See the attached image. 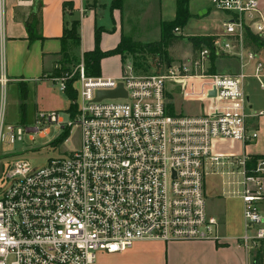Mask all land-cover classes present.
<instances>
[{"label": "built area", "instance_id": "1", "mask_svg": "<svg viewBox=\"0 0 264 264\" xmlns=\"http://www.w3.org/2000/svg\"><path fill=\"white\" fill-rule=\"evenodd\" d=\"M35 0H0V40L7 9L29 10ZM225 14L213 49L249 61V36L264 51V5L260 0H210ZM179 32V29H175ZM0 47V264H94L96 255L117 254L135 243L159 240H219L218 220L209 215L204 189L205 164L219 163L215 141L253 142L248 131L242 73L208 74L210 49L194 52L188 65L168 66L162 74L117 78L88 77L82 62L72 76L53 78L60 91L77 77L76 113L64 122L57 112H35L30 121L6 124V75ZM261 64L256 65V71ZM129 70V69H128ZM78 83V87H76ZM125 97L95 102L97 91ZM180 87L206 104L197 116L170 113L165 85ZM215 91V97L209 93ZM183 94V95H184ZM259 115H264V112ZM80 129L75 151L34 167L1 146L34 141L51 127ZM52 144H55L53 142ZM242 179L240 198L245 250L264 240V157L248 169V157L228 156Z\"/></svg>", "mask_w": 264, "mask_h": 264}, {"label": "crops", "instance_id": "2", "mask_svg": "<svg viewBox=\"0 0 264 264\" xmlns=\"http://www.w3.org/2000/svg\"><path fill=\"white\" fill-rule=\"evenodd\" d=\"M37 1H40L41 6V26L38 34L42 38L31 41L27 39L26 23L33 18V15L29 13L23 22L25 24L19 27L21 32L10 38L7 51L2 50L6 73L23 88H27L28 82L39 81L43 74L52 71L60 57V38L70 21H79L80 46L74 54L80 58L84 52L94 49L96 31L100 32L98 46L102 52L114 49L122 36L130 37L133 41L142 44L159 41L160 24L174 18L176 7V0H114L119 3L118 8H111L109 3H91L92 0ZM191 1L193 2L190 0L189 4ZM208 1L210 3V0ZM260 1L264 5V0ZM205 7L202 6L194 12L189 11L192 15L189 20L195 19L196 24L198 22L203 25V29L200 30L203 32H196L190 36L221 35V22L225 14L215 11L211 4H209L210 12L209 8ZM195 15L197 17H194ZM11 16H13L12 13ZM181 43L182 40L167 49L171 58L185 59L179 52ZM245 49L255 54L254 60H247L244 52H241L242 59L225 54V56H218L214 61V68L216 62H219L222 67L219 72L215 69L217 74L242 73L244 75L242 91L249 104L245 109L246 127L248 131L256 130L258 133L253 142L245 144L215 141L214 150L220 157L219 163L205 164L204 189L207 212L219 222V240L170 243L159 240L142 241L135 243L122 254H129L142 264H253V250H245L239 241V237L245 233L242 218L243 204L240 198L242 177L236 166L233 167L228 163L230 161L228 156L231 155L235 156V159L264 156V115H259L264 112V57L261 56L264 55V51L249 42L245 43ZM193 56L191 46L189 57L186 59H191ZM110 62L116 63V72L105 68ZM257 64H261L258 71H256ZM102 66L104 77L117 78L123 73L119 55L101 60L100 75ZM204 105L206 104L201 103L197 113L190 116L202 114ZM176 111L178 110L173 109V113L180 114ZM222 166L228 167L227 174L232 177V180L227 182V186H230L227 189L220 188L209 181L212 175L218 174L215 170ZM261 210L264 214V202Z\"/></svg>", "mask_w": 264, "mask_h": 264}, {"label": "rangeland", "instance_id": "3", "mask_svg": "<svg viewBox=\"0 0 264 264\" xmlns=\"http://www.w3.org/2000/svg\"><path fill=\"white\" fill-rule=\"evenodd\" d=\"M110 1V2H109ZM109 3L110 5L114 3V0H92L91 3ZM208 0H193L189 4V11L194 12L196 9L206 6L209 8ZM32 9V10H31ZM30 10L34 13L39 9V2L35 0L33 7ZM31 11L23 9H15L12 12L11 16L10 11H6V21L4 26V42L0 40V47L7 51V43L11 37L18 35L21 32L20 25L23 23L25 18L28 17ZM194 17H197L195 15ZM199 24V25H198ZM214 27H212L213 29ZM203 29V25L198 23L196 24L195 19H191L187 22L186 26L182 29H179V32H175L176 35H181L182 43L179 47V52L181 56L185 59H173L166 54H156L155 50H158L159 47L152 44L150 47H140V49H135L132 54H125L123 56V72H129L132 76L141 77L152 74H162L166 71L168 66H179V65H188V60L191 51V43L188 38L192 37L191 34L200 31ZM211 29V30H212ZM154 43V42H153ZM254 45V44H253ZM255 47H257L255 45ZM261 48V47H257ZM152 52V53H150ZM150 53V54H149ZM161 53V52H159ZM74 59H69V63H63L61 56L54 65L52 71L47 74H43V77L39 81H30L27 83V96L26 93L21 91L18 83L14 81L7 73V77L11 81L6 88V124H19L23 118V112H26L24 118L26 117L27 121H30L35 112H57L64 122L71 121L72 111H71V101L68 99L67 95L60 91L58 83L52 81L53 78H58L60 72L64 68L69 69L65 74H74L78 65L81 63L77 59L78 57L74 55ZM264 57V55H261ZM176 57V56H175ZM80 62V63H79ZM79 63V64H78ZM105 68H109L116 72L117 65L116 63L110 62ZM219 62L215 63L216 72H219L221 69ZM129 69V70H128ZM103 66L101 68V75L103 76ZM59 74H58V73ZM78 87V83L75 84ZM168 88L167 90V100L172 104V107L176 112L180 114H196L198 108L200 107V99L195 97L186 96L181 90L180 87H175L172 85H165ZM184 94V95H183ZM22 96L25 99H22ZM249 104H247L246 109ZM22 107H25L24 109ZM206 107V105H204ZM23 109V110H22ZM24 112V113H25ZM64 132H61L60 129L56 127H51L48 130V133L44 137L36 136L33 142L25 139L21 143H15L13 145H2L1 152L3 156L5 155H19L18 157H23L28 160L32 166L38 167L44 164L50 158H56L65 155L68 152L75 151L79 148L80 145V129L78 126L74 125L68 131L66 137L62 138ZM61 139V141H59ZM55 142V144H52ZM60 142V143H56ZM225 145H223L224 147ZM225 148V147H224ZM228 167H218L215 170V176L212 175L210 178L211 183H215L220 188H230L227 186V182L232 180V177L227 174ZM225 190V189H224ZM206 195V194H205ZM206 208H207V199H206ZM256 249V248H255ZM253 250V254L255 253ZM94 264H142L140 261L135 260L129 254L117 253L115 255L108 254H97Z\"/></svg>", "mask_w": 264, "mask_h": 264}, {"label": "trees", "instance_id": "4", "mask_svg": "<svg viewBox=\"0 0 264 264\" xmlns=\"http://www.w3.org/2000/svg\"><path fill=\"white\" fill-rule=\"evenodd\" d=\"M189 1L190 0H176V7H175V16L170 21H163L160 24V40L154 43L149 44H142L139 42L133 41L130 37L122 36L119 44L112 50L102 52L99 49V39H100V32H95V47L92 51L84 52L81 57L77 58L80 59L79 61L82 62L84 67L85 75L88 77H97L100 76V62L104 58L119 55L121 57L122 67H123V56L125 54H132L135 49H140L144 45V47H150L152 44L159 47L158 50L152 51L155 53L161 52V54H166L167 49L171 46H174L179 43V39L182 38L181 35H176L174 33L175 29H182L186 26L188 20L191 18V14L189 12ZM111 8H118L120 7L119 3L114 1V3L111 4ZM41 6L39 1V9L36 12H32L33 18L28 23H26V32H27V39L29 41L34 39H41L42 37L38 34L41 26ZM79 21L78 20H72L69 23H67V26L63 30V35L60 38L61 41V50L59 52V55L61 56V59L63 63H69V59L75 58V52L80 46V35H79ZM216 38V36H192L188 38L189 42L192 46L193 53L201 48L202 45L208 47L210 49V55H209V68L207 73L208 74H214L215 68H214V61L218 57L214 49L212 47V41ZM249 43H252L256 45L257 47H262L263 43H261L257 38L253 36H249L246 40ZM143 48V47H142ZM79 62V63H80ZM78 63V64H79ZM69 69L64 68L62 72H60L59 75L63 77L66 72H68ZM76 76L71 78L66 82V90L64 93L67 95L68 99L71 101V111L72 116L76 113V105L73 104L76 100L77 94L76 90L73 89L72 84L76 80ZM21 87V91L23 93H26L27 96V90L26 87L23 88V86L19 85V88ZM22 99L24 100L25 97L22 96ZM170 113H173L172 105L169 103L168 105ZM23 109L25 107H22ZM22 109V110H23ZM25 112V111H24ZM21 115H23V118L21 119V122H26V117L24 118V115H26V112ZM69 130H66L64 134L62 135V138L66 137ZM61 141V139L59 140ZM60 143V142H56ZM264 157V156H261ZM260 157H250L249 161L247 162V168L249 169L255 161ZM253 264H264V240L259 241L258 245L256 246L255 253L253 254Z\"/></svg>", "mask_w": 264, "mask_h": 264}, {"label": "water", "instance_id": "5", "mask_svg": "<svg viewBox=\"0 0 264 264\" xmlns=\"http://www.w3.org/2000/svg\"><path fill=\"white\" fill-rule=\"evenodd\" d=\"M214 52L217 56H225L224 53H219L216 48H214ZM125 97V92L123 91L122 85L119 84L115 90L111 91H97L95 94L94 101L99 102L103 99H116ZM209 97H215V91L209 93Z\"/></svg>", "mask_w": 264, "mask_h": 264}]
</instances>
